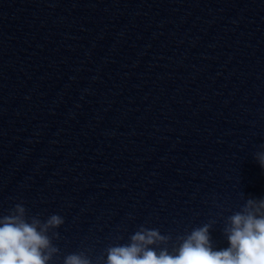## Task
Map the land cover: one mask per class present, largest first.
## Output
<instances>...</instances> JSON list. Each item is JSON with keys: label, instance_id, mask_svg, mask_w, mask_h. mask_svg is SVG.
I'll use <instances>...</instances> for the list:
<instances>
[{"label": "clouds", "instance_id": "obj_1", "mask_svg": "<svg viewBox=\"0 0 264 264\" xmlns=\"http://www.w3.org/2000/svg\"><path fill=\"white\" fill-rule=\"evenodd\" d=\"M254 159L264 168V150L256 152ZM228 221L223 230L226 248H213L211 224H204L178 237L181 243L176 254L166 248L157 252L150 246L166 243L171 237L141 226L129 244L107 249L106 264H264V199L248 198L242 210L228 217ZM63 223V217L57 214L44 221L37 216L29 219L25 207L15 205L9 215L0 217V264H50L59 252L52 243L59 236L54 230ZM63 264L92 261L79 252L65 256Z\"/></svg>", "mask_w": 264, "mask_h": 264}]
</instances>
